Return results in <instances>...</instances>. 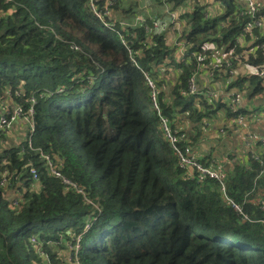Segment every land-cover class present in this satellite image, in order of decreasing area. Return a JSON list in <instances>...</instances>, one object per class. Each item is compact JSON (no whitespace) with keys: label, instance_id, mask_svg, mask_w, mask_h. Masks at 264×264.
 Returning <instances> with one entry per match:
<instances>
[{"label":"trees","instance_id":"trees-1","mask_svg":"<svg viewBox=\"0 0 264 264\" xmlns=\"http://www.w3.org/2000/svg\"><path fill=\"white\" fill-rule=\"evenodd\" d=\"M170 1L176 7L185 2ZM218 1L220 15L194 3L181 17L187 55L177 64L172 102L163 104L157 90L171 125L181 104L195 121L222 108L227 119L250 114L232 112L221 99L205 100L202 112L191 109L189 79L199 57L206 59L208 41L232 53L229 70L241 62L257 68L233 83L249 97L264 95V32L253 30L252 52L243 47L237 39L248 17L235 0ZM121 5L117 0L114 11ZM0 8V102L10 88L11 101L28 111L30 95L45 93L35 105L31 144L0 150V264H63L58 243L68 250V264H264V211L255 199L264 197L263 164L248 154L247 163L226 172L228 195L249 217L243 221L216 180L199 181L177 165L160 129L146 74L156 78L153 66L172 54L163 33L122 28L118 19L117 30L107 28L89 0L0 1ZM128 12H135L133 4ZM240 53L246 60L236 58ZM17 88L23 91L15 94ZM39 149L85 194L50 175ZM30 164L39 171V190L31 187ZM5 170L7 186L1 184ZM20 189L22 196L13 195Z\"/></svg>","mask_w":264,"mask_h":264},{"label":"crops","instance_id":"crops-1","mask_svg":"<svg viewBox=\"0 0 264 264\" xmlns=\"http://www.w3.org/2000/svg\"><path fill=\"white\" fill-rule=\"evenodd\" d=\"M144 0L141 4L140 1H123L120 8L117 10L124 14L122 21H132L138 16H142L148 20L149 26L152 31L156 30L164 34L166 44L172 48V54L168 56L163 62L153 66V71L160 82L167 85L168 89H160L159 94L161 102L163 104H169L173 98L171 95L172 86L177 82L180 70L177 66L179 62L187 55V46L185 54H183L182 42H184L185 24L187 22L182 13L178 20H174L165 10V0ZM168 1V0H167ZM185 2L181 5L184 8L191 9V5ZM195 4L205 6V11L210 16L220 15L224 12V7L218 0H193ZM262 1V0H261ZM264 1V0H263ZM262 1V3H264ZM130 4H133L135 12H128ZM171 7L177 11L176 6L170 3ZM180 7V6H177ZM117 9V8H116ZM151 17L154 21H158L157 25L150 24ZM145 27V26H144ZM181 27V29H179ZM188 27V26H187ZM264 32V27L259 28ZM254 34L244 37L243 47L251 48L253 50ZM186 45V44H185ZM204 49L208 51V54L199 57V65L196 70V82L198 85V93L189 97V103L191 109L202 112L205 107V100L209 103L215 95L219 96L222 103L228 102L230 97L238 91L240 87H237L233 82L239 77L252 75L258 72L257 68L247 63H240L239 66L233 69L234 73H231L225 63L230 60L232 54L227 50L226 46L219 45L216 41H208L204 45ZM249 50V51H250ZM174 73V74H173ZM169 74H173L175 82L169 78ZM158 76V77H157ZM177 76V78H176ZM163 78L164 81H163ZM249 83H247L248 85ZM187 97V96H186ZM205 101V103H203ZM13 107L14 102L9 99L5 104H0V111L5 107ZM242 109H245L253 117L249 120V125L246 128H241L235 124L232 119H227V113L224 109H220L211 116L203 118L202 121H195L191 118V110L184 109V105H178L176 111L172 114V125L178 128L185 139V144L190 149V154L198 158L202 163H216L219 167L226 172H230L234 168L235 163L244 164L249 160L248 149L251 143L250 134H259L264 136V95L258 94L253 97L244 95L241 101ZM28 123L21 118H17L11 128L6 134L0 137V150L2 146H15L23 141H26L30 132L27 133ZM225 129L224 133L220 131V128ZM29 130V128H28ZM194 173L192 169L189 171ZM32 179L31 187L39 190L42 188L41 183ZM20 189L15 196H22ZM66 251L67 248L65 247Z\"/></svg>","mask_w":264,"mask_h":264},{"label":"built area","instance_id":"built-area-1","mask_svg":"<svg viewBox=\"0 0 264 264\" xmlns=\"http://www.w3.org/2000/svg\"><path fill=\"white\" fill-rule=\"evenodd\" d=\"M4 3H10L13 0H0ZM238 7L240 8V15H246L248 17V20L246 21L244 28H243V34L237 39V42L239 44L244 43V37L249 34L252 35L253 30L264 27V15L259 14V10L261 9L259 6L262 7V1L261 0H235ZM116 0H89V7L93 14L107 27L110 29H116L117 30V20L114 18L113 10L116 5ZM165 10L166 12L174 19L178 20L180 14L175 11L174 8L171 7L170 3L165 0ZM5 11H3L0 8V15H2ZM154 18L151 17V21ZM148 24V20L142 16H138L136 19L132 21H120V26L122 28H130V27H136L138 25L146 26ZM130 34V33H129ZM133 34V33H132ZM131 35V34H130ZM122 41H126L123 36ZM183 48V54H185L186 45L182 42ZM72 48L77 49L78 47L75 45H71ZM253 50H251L252 52ZM232 54V53H231ZM236 58L241 62L243 59L246 60L247 55L244 56L242 53L235 55ZM234 56V57H235ZM186 58V56L184 57ZM183 58V59H184ZM131 61L135 62V59L131 57ZM242 63V62H241ZM227 66H231V62L227 61ZM231 73L233 74V68L230 69ZM146 79L151 87V96L153 100L154 107L158 110L160 115V129L163 132L165 138L169 142L171 148L175 152L177 156V165L184 169L186 171V174H190V169L194 171V174H196L199 181H206L208 179H214L218 182L219 189L223 194L224 199L228 202V204L233 207V209L236 211L237 215L242 219H248V215L245 213L243 206L241 204H238L235 200H233L228 195L227 190V179L228 174L224 169H222L219 166L213 165H207L205 163H202L198 158L190 154V149L183 150L178 146V131L173 130V125H171L170 120L161 114L160 107L158 104V95H157V85L155 80L148 74H146ZM22 88H17L15 90V94H19L22 92ZM188 91L190 95H196L198 93V85L196 82V75L192 76L189 79V85H188ZM246 90H240L232 95L230 99L228 100L227 104L228 107L231 109L232 112H237L242 109L241 107V101L245 95ZM42 96L45 93H41ZM13 99V93L12 90L9 88L6 91L5 97L3 100H1L0 104H5L7 100ZM30 99L31 105L29 107L28 111H25L23 106L18 103H14V106L7 107L5 106L0 111V137L3 134H6L8 130L11 128L13 123L17 118L24 119L28 123L29 128V136L26 140L27 143L31 144V138L32 134L34 132V114H35V105L37 103V100L35 97L32 96ZM253 117L252 114L249 115H242L233 117L232 121L237 124L241 128H246L249 125V120ZM251 143L249 144L248 154L251 157V159L259 161L263 164V168L260 172V174L264 171V136H261L259 134H250ZM183 138V134H182ZM40 150L41 156L45 159L46 162V169L48 173L57 179L61 180L62 185L66 187V189H73L76 190L79 193L85 194V191L83 187H81L77 182H75L73 179L67 177L64 175L61 171V164L57 161H55L50 155L45 154L42 149ZM29 172L33 180L38 181L39 180V171L38 169L30 164ZM193 174V173H192ZM10 181L9 172L7 170L3 171V174H1V184L3 186H7ZM256 202L260 208L261 211H264V197L257 193L255 194ZM88 202V201H87ZM17 202L14 201V204ZM261 222L264 223V219H261ZM88 226V225H86ZM33 242H37L35 238L32 239ZM79 240V238H78ZM78 246V244H77ZM37 248L40 250V253L43 255L44 252L41 249V245H38ZM76 264V263H75ZM79 264V263H77Z\"/></svg>","mask_w":264,"mask_h":264},{"label":"rangeland","instance_id":"rangeland-1","mask_svg":"<svg viewBox=\"0 0 264 264\" xmlns=\"http://www.w3.org/2000/svg\"><path fill=\"white\" fill-rule=\"evenodd\" d=\"M117 1V0H116ZM123 1H127V0H122V2ZM129 1H134V0H129ZM138 1H140L141 2V4L143 3V1L144 0H138ZM263 1V0H262ZM149 2H153V0H151V1H149ZM168 2L169 3H173L172 1H170V0H168ZM187 3H189V0L188 1H186ZM190 2H193V3H189L190 5H193L194 4V1L193 0H190ZM264 2V1H263ZM116 5H117V2H116ZM115 5V6H116ZM260 8H261V6H259ZM177 8V12L181 15L182 13H184L183 14V16L185 15V13L186 12H190L191 11V9H189V8H184V10L182 9L183 8V6H181L180 5V7H176ZM114 10H115V8H114ZM113 10V15H114V18L116 17V19H118L119 17H123L124 16V14L123 13H121V12H118L117 10L116 11H114ZM119 21H122L123 19H118ZM150 24H154V25H157L158 24V21L156 20V21H150ZM179 29H181V27H179ZM188 29V27H187V25L185 24V30H187ZM145 31L147 32V33H149L150 31H151V27L149 26V23L145 26ZM187 32V31H186ZM185 32V33H186ZM160 33H162V32H160ZM184 33V34H185ZM122 43L129 49V47H130V42H129V40H126V41H122ZM174 74V73H173ZM173 74L172 75H170L169 74V78H171V80L173 81V82H175V80L173 79ZM158 77V76H157ZM176 78H177V76H176ZM158 79H159V77H158ZM158 79L157 78H154V80L156 81V83H157V90H158V92H159V86H160V89L162 88L163 90H166V89H168V87H167V85L165 84V81H164V79L165 78H163V81H164V83H163V85H162V83L160 82V80H159V84H158ZM23 84V83H22ZM32 96L33 97H35L36 98V100L38 101V98L39 97H42V94H40L39 96H37L36 94H32V95H30V98H32ZM215 97H217V98H213V99H215V100H218L219 99V96L218 95H215ZM212 101V100H211ZM193 120H196V118L195 117H191ZM203 120V119H202ZM202 120H200V121H202ZM173 130H177L178 131V137H179V141H178V146L180 147V148H182L183 150H185V149H189V147L185 144V139H183L182 138V132L178 129V128H175V127H173ZM28 126H27V133H28ZM220 131L222 132V133H224V131H225V129H223V127H221L220 128ZM5 136V135H4ZM4 136H2V137H4ZM21 194H23V191H21L20 192ZM249 219V218H248ZM241 220H247V219H242L241 218ZM260 221H261V219H260ZM63 245L64 244H62V243H58V244H55L54 245V250L57 252V254L59 255V256H57V259H61L60 261H63V262H61V263H63V264H68L67 263V261H66V259H67V256H68V250L66 251V249H65V247H63ZM62 259H64V260H62ZM72 264H74V262H72Z\"/></svg>","mask_w":264,"mask_h":264}]
</instances>
